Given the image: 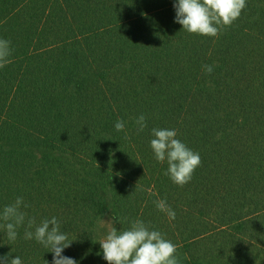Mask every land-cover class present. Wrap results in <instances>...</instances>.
<instances>
[{
  "label": "trees",
  "instance_id": "1",
  "mask_svg": "<svg viewBox=\"0 0 264 264\" xmlns=\"http://www.w3.org/2000/svg\"><path fill=\"white\" fill-rule=\"evenodd\" d=\"M175 2L0 0L12 48L0 68V211L22 196L37 224L57 217L74 239L63 255L79 264H108L97 240L113 216L120 230L136 218L159 230L180 264H264V0H246L218 37L182 29ZM152 128L199 153L183 187L155 159ZM24 231L10 245L0 228V256L52 264Z\"/></svg>",
  "mask_w": 264,
  "mask_h": 264
},
{
  "label": "clouds",
  "instance_id": "2",
  "mask_svg": "<svg viewBox=\"0 0 264 264\" xmlns=\"http://www.w3.org/2000/svg\"><path fill=\"white\" fill-rule=\"evenodd\" d=\"M175 22L182 25L188 33L218 37L221 31L231 26L242 11L247 7L246 0H176ZM11 41L0 38V68L11 63ZM206 74L213 72L212 65H202ZM135 123L137 132L147 128V118L140 114ZM117 132H124L127 138L125 122L117 120L114 125ZM153 139L150 141L155 159L167 162L166 175L172 182L180 187L190 182L194 171L201 164L198 152L190 149L184 142L177 138L175 129L152 128ZM153 195L151 190H148ZM156 208L165 213L169 220L176 217L175 211L167 204L166 200L154 201ZM29 207L24 198L19 196L11 204H7L0 211V228L5 230L8 244L11 245L18 238V229L25 226V240H35L48 252L53 254L52 264H79L69 256L63 255L64 249L71 246L66 233L61 230V221L53 216L45 218L37 224L35 217H28L23 210ZM106 234L97 240L103 252V259L108 264H180L177 256V245L165 238L159 230L146 224L144 220L136 218L128 220L129 227L124 230L117 229L115 222L124 223L120 217L113 216L108 220ZM103 228L104 225H101ZM0 264H23L19 256L8 254L0 256Z\"/></svg>",
  "mask_w": 264,
  "mask_h": 264
}]
</instances>
